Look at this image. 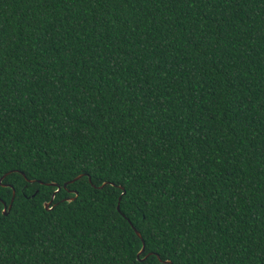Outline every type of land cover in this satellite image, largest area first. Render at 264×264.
Returning <instances> with one entry per match:
<instances>
[{"label": "trees", "instance_id": "1", "mask_svg": "<svg viewBox=\"0 0 264 264\" xmlns=\"http://www.w3.org/2000/svg\"><path fill=\"white\" fill-rule=\"evenodd\" d=\"M12 170L0 264H264V0H0Z\"/></svg>", "mask_w": 264, "mask_h": 264}, {"label": "water", "instance_id": "2", "mask_svg": "<svg viewBox=\"0 0 264 264\" xmlns=\"http://www.w3.org/2000/svg\"><path fill=\"white\" fill-rule=\"evenodd\" d=\"M16 171H18V172L22 173L24 176H26L24 172H22V171H20V170H16ZM12 172H13V170L7 172V173L4 174V175L2 176V178L0 179V182L2 183L3 186H7V187H11V188H13V197H12V202H11V204H10V205H7V203H6L5 201H3V202H4V210H3V211H4V214H8V213L11 211L12 204H13V202H14V200H15V196H16V190H15V188L13 187V185L10 184V183H3L4 178H5L7 175H9L10 173H12ZM83 175H84V174H80V175H78L77 177H75L74 179H72V180L66 182V183L64 184V187L66 188V187L68 186V184L73 183V182L79 180L80 178L83 177ZM89 179H90V181H91V177H90V176H89ZM31 181H32V182H35L36 180H31ZM39 182H40V183H44V182H42V181H39ZM47 184H48V185L58 186V189H57V191L54 193L53 198L51 199V201L45 203V207H46V209H51L50 204L52 203V201H53V199H54L56 193H57L58 191H60L62 187H61L59 184H57V183H53V182H52V183H47ZM106 184H107V182L103 183L102 185L99 186V188H103ZM72 191L76 194V196L78 195V192H77V191H75V190H72ZM125 192H126V191H124L123 194H124ZM74 198H75V197L68 198L67 200H68V201H72ZM120 199H121V197H120ZM118 209L120 210V204L118 205ZM135 230H136L137 234L139 235V237L142 238V234H141V232H140L138 229H136V228H135ZM144 250H145V241H144V239H143V247H142L141 251H140L139 254H138L139 257H140L141 254L144 252ZM145 258H147V256H146ZM145 258H144V259H145ZM165 262H166V263H169V264H172V262L169 261V260H167V261H165Z\"/></svg>", "mask_w": 264, "mask_h": 264}]
</instances>
